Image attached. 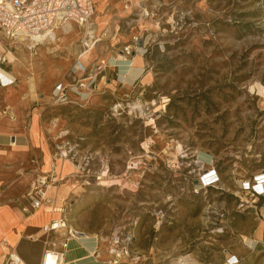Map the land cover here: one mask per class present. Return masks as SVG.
<instances>
[{
	"label": "rangeland",
	"instance_id": "374dc122",
	"mask_svg": "<svg viewBox=\"0 0 264 264\" xmlns=\"http://www.w3.org/2000/svg\"><path fill=\"white\" fill-rule=\"evenodd\" d=\"M94 3L88 29L36 48L0 36L16 75L0 119L31 91L53 166L42 147L18 154L0 199L53 176L82 264H106L93 253L113 234L132 235L125 264H264V0ZM41 247L24 238L19 252Z\"/></svg>",
	"mask_w": 264,
	"mask_h": 264
},
{
	"label": "built area",
	"instance_id": "2783aa9c",
	"mask_svg": "<svg viewBox=\"0 0 264 264\" xmlns=\"http://www.w3.org/2000/svg\"><path fill=\"white\" fill-rule=\"evenodd\" d=\"M94 14V0H0V34L15 44L27 42V47L33 49L50 39L52 33H56V30L64 26L75 24L88 29ZM7 60L6 55L0 56V63ZM61 87L62 85L58 91H61ZM63 96L64 93L61 97ZM55 181L57 180L48 174L39 176L33 182V189L28 193L31 199L30 207L27 206L24 210L51 205L52 200L45 192L50 185L55 184ZM42 231V236H31L34 241L44 240L46 248L42 264H63L70 240L85 235L76 231L64 215L44 225ZM2 242L7 244V239L4 237ZM131 246V234L125 236L113 234L108 239L106 264H125L133 258ZM100 254L97 239L93 255L100 257ZM6 263L25 264L15 249L6 256Z\"/></svg>",
	"mask_w": 264,
	"mask_h": 264
},
{
	"label": "crops",
	"instance_id": "0c3cea01",
	"mask_svg": "<svg viewBox=\"0 0 264 264\" xmlns=\"http://www.w3.org/2000/svg\"><path fill=\"white\" fill-rule=\"evenodd\" d=\"M0 36H3L0 34ZM7 39L5 36H3ZM8 40V39H7ZM10 41V40H9ZM11 42V41H10ZM12 45V44H11ZM12 54L11 51H6L2 40H0V56H7V63ZM9 55V56H8ZM6 62L0 63V69L6 73L9 80L4 82V78L0 75V87L13 89L14 80L16 77L15 73L8 71L5 66ZM6 63V64H4ZM13 79V80H12ZM35 88V86H34ZM20 101L11 105L12 117H5L0 119V195L4 193L5 189L2 188L4 184H7L8 176L15 177V180H18V173L21 172L19 167V162L21 159L17 157L18 154H27L33 148H43L44 152L42 154L44 160V168L50 170L47 173L51 172V156L46 152V149L43 147V142L40 137V122L36 115H33L30 119L26 118L25 109L29 107L31 103H34V96L31 91H28L27 95H20ZM36 114V112H34ZM72 170L71 165L64 164L62 168L58 170H52L53 175L56 179H64L61 177L62 173H68ZM59 183L50 185L45 195L52 200L51 205H42L38 209H30L25 211V207H30L31 199L27 194H15L10 197H4L0 199V258H4L3 263H6V256L8 253L15 249L17 254L21 257L25 264H42L43 253L46 248L44 240H32L31 236H42V228L44 225L51 222L53 219L61 217L64 212L67 196L64 194ZM7 239V244L2 242L3 238ZM24 238H28L33 242L40 241L42 242V247L37 250L34 254L20 253L19 245L21 244ZM74 239L70 240L69 248L65 252L63 264H82L80 261L89 257L82 256V258H74L75 254H79L82 249L78 246H74ZM85 250V249H84ZM104 255H102L103 253ZM100 252V258H107L106 250L105 252ZM95 256V255H94ZM73 258L72 259H70ZM102 264V263H101ZM104 264V263H103Z\"/></svg>",
	"mask_w": 264,
	"mask_h": 264
},
{
	"label": "bare ground",
	"instance_id": "6f19581e",
	"mask_svg": "<svg viewBox=\"0 0 264 264\" xmlns=\"http://www.w3.org/2000/svg\"><path fill=\"white\" fill-rule=\"evenodd\" d=\"M68 26L69 25L65 26L64 28H68ZM55 36H56V33L54 32V33L51 34L50 39L53 40ZM0 75H1L2 78H4V82H7L6 80H9V78L6 75V73L3 72L1 69H0ZM74 241L75 242L73 244H77V245H83L81 243V241L82 242H86V240H85V238L83 236H81V238H80V236H76V238L74 239ZM237 260L238 259H236L235 257H231L230 258V263L231 264H236ZM177 264H190V263L186 260L185 257H182V258L179 259V262Z\"/></svg>",
	"mask_w": 264,
	"mask_h": 264
},
{
	"label": "water",
	"instance_id": "95a60500",
	"mask_svg": "<svg viewBox=\"0 0 264 264\" xmlns=\"http://www.w3.org/2000/svg\"><path fill=\"white\" fill-rule=\"evenodd\" d=\"M139 44L141 45V42H140ZM80 234H84V233H81V232H80Z\"/></svg>",
	"mask_w": 264,
	"mask_h": 264
}]
</instances>
